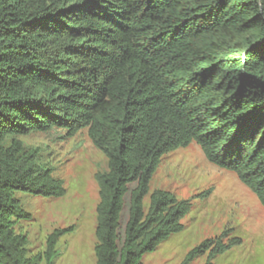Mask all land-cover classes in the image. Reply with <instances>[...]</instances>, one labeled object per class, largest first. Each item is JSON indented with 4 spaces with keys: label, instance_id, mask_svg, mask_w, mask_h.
Wrapping results in <instances>:
<instances>
[{
    "label": "trees",
    "instance_id": "obj_1",
    "mask_svg": "<svg viewBox=\"0 0 264 264\" xmlns=\"http://www.w3.org/2000/svg\"><path fill=\"white\" fill-rule=\"evenodd\" d=\"M51 129H85L106 159L95 264H140L182 229L190 199L164 189L146 207L143 198L161 157L189 143L264 206V0H0V264H54L72 230L53 229L29 256L16 229L31 215L15 192L65 193L19 138ZM239 242L224 229L180 264Z\"/></svg>",
    "mask_w": 264,
    "mask_h": 264
},
{
    "label": "rangeland",
    "instance_id": "obj_2",
    "mask_svg": "<svg viewBox=\"0 0 264 264\" xmlns=\"http://www.w3.org/2000/svg\"><path fill=\"white\" fill-rule=\"evenodd\" d=\"M19 138L25 146L38 148L40 160L63 181L65 189L64 195L57 198L14 193L31 215L28 221L19 220L16 228L27 235L28 255L41 254L45 238L53 229L72 227L56 244L54 264H95V175L106 168L104 155L94 147L85 129L71 137H66L63 130L51 129ZM155 189L168 190L177 199H190L191 208L180 220L182 229L146 253L140 264H180L189 250L224 229H231V236L240 242L211 259L207 251L199 254L190 264H264V206L234 172L208 162L195 143L161 157L143 198L144 207ZM206 191L207 195L200 196ZM124 201L122 226L127 218L128 194Z\"/></svg>",
    "mask_w": 264,
    "mask_h": 264
}]
</instances>
